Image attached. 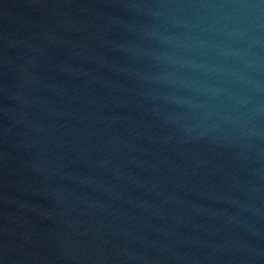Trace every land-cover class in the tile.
I'll return each instance as SVG.
<instances>
[{"label":"water","instance_id":"water-1","mask_svg":"<svg viewBox=\"0 0 264 264\" xmlns=\"http://www.w3.org/2000/svg\"><path fill=\"white\" fill-rule=\"evenodd\" d=\"M0 264H264V0H0Z\"/></svg>","mask_w":264,"mask_h":264}]
</instances>
